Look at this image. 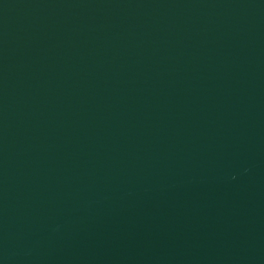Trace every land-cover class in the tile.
<instances>
[{"label": "water", "instance_id": "1", "mask_svg": "<svg viewBox=\"0 0 264 264\" xmlns=\"http://www.w3.org/2000/svg\"><path fill=\"white\" fill-rule=\"evenodd\" d=\"M0 264H264V0H0Z\"/></svg>", "mask_w": 264, "mask_h": 264}]
</instances>
